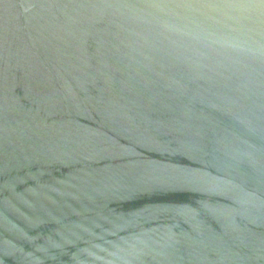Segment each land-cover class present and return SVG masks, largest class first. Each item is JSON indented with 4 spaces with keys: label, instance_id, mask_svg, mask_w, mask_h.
Listing matches in <instances>:
<instances>
[{
    "label": "water",
    "instance_id": "95a60500",
    "mask_svg": "<svg viewBox=\"0 0 264 264\" xmlns=\"http://www.w3.org/2000/svg\"><path fill=\"white\" fill-rule=\"evenodd\" d=\"M0 264H264V0H0Z\"/></svg>",
    "mask_w": 264,
    "mask_h": 264
}]
</instances>
